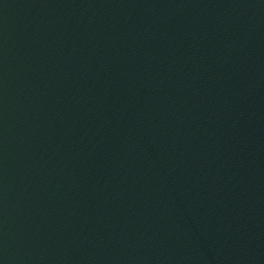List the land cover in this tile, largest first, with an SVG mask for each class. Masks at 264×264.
I'll return each instance as SVG.
<instances>
[{"label":"water","instance_id":"95a60500","mask_svg":"<svg viewBox=\"0 0 264 264\" xmlns=\"http://www.w3.org/2000/svg\"><path fill=\"white\" fill-rule=\"evenodd\" d=\"M0 264H264V0H0Z\"/></svg>","mask_w":264,"mask_h":264}]
</instances>
